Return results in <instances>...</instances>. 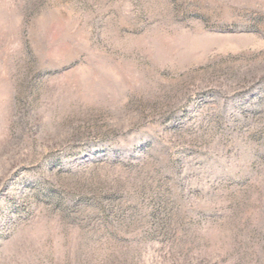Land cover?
Listing matches in <instances>:
<instances>
[{
	"label": "rangeland",
	"instance_id": "obj_1",
	"mask_svg": "<svg viewBox=\"0 0 264 264\" xmlns=\"http://www.w3.org/2000/svg\"><path fill=\"white\" fill-rule=\"evenodd\" d=\"M0 264H264V0H0Z\"/></svg>",
	"mask_w": 264,
	"mask_h": 264
}]
</instances>
